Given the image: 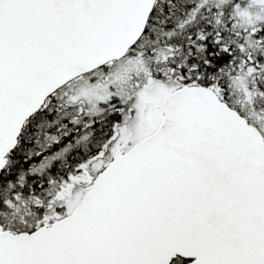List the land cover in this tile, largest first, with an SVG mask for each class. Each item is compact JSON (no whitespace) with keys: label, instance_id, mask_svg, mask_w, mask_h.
Instances as JSON below:
<instances>
[{"label":"snow or ice","instance_id":"1","mask_svg":"<svg viewBox=\"0 0 264 264\" xmlns=\"http://www.w3.org/2000/svg\"><path fill=\"white\" fill-rule=\"evenodd\" d=\"M0 264H264V0H0Z\"/></svg>","mask_w":264,"mask_h":264}]
</instances>
